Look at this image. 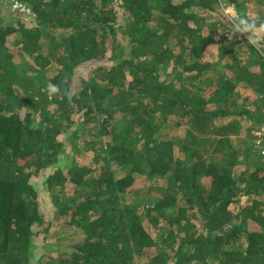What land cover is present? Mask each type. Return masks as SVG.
<instances>
[{"label": "trees", "instance_id": "trees-1", "mask_svg": "<svg viewBox=\"0 0 264 264\" xmlns=\"http://www.w3.org/2000/svg\"><path fill=\"white\" fill-rule=\"evenodd\" d=\"M17 1L52 36L0 11V264H35L53 219L82 238L40 264H264V156L232 142L264 122V0L257 18L248 0Z\"/></svg>", "mask_w": 264, "mask_h": 264}, {"label": "rangeland", "instance_id": "rangeland-1", "mask_svg": "<svg viewBox=\"0 0 264 264\" xmlns=\"http://www.w3.org/2000/svg\"><path fill=\"white\" fill-rule=\"evenodd\" d=\"M12 1V2H11ZM223 8V7H222ZM2 10V11H1ZM236 10V9H235ZM244 12L250 16L251 18H257L260 15V7H259V3L257 2V0H248L246 3V7L243 8ZM0 11L3 12V15L7 16L9 18V16H13L16 17L20 23L24 24L25 27L27 28H31V29H40L44 35H46L47 37H51L52 32L46 28L45 26H40L38 24V20L35 18L34 13H32L31 10L27 9L26 6H23L20 2H18L17 0H0ZM119 15L121 16L123 14V10L119 9ZM231 13L233 14V10L230 9ZM219 14H222L221 9L217 6L216 12L213 13V16L211 15H204L205 18H207L208 20H216V18L218 17ZM237 15V11L236 14L234 16ZM233 17V16H232ZM207 20V21H208ZM209 24V23H208ZM206 23V25L203 26L202 31L206 32V33H212L213 30L210 28V26ZM218 28V27H217ZM253 35L255 37H260V39H264V29L262 28H258V27H254L253 29ZM20 39V34L19 33H15L13 35L9 36V42L10 44H13V48L15 50H18L21 47V44H17L16 41ZM21 56V55H20ZM28 57H26L27 59ZM206 61L209 62H216V59H218L217 56V47H210V49L208 50V52L205 55ZM20 59V57H19ZM25 57L21 56V60H24ZM222 64L220 63V61L218 62L216 69L209 72L208 75H210L211 78H213L214 81L217 80L218 75L220 73V69H221ZM29 74H32L31 72H29ZM47 77H49V72L46 73ZM239 89L242 90L243 93H246L247 95H251V92L248 90V88H246V86L244 84H240L239 85ZM212 87V86H211ZM250 107H253L252 104H249ZM239 118V117H237ZM243 126L244 128L247 130H249V132H245V134L241 135V136H232V142L233 145L236 148H241L244 143V140L246 137L250 138V134H251V130L252 128L255 126V124H253L250 121L247 122H243ZM165 130L168 133V135L170 137H172L174 140L176 141H181L182 143L188 142L186 139V126H181V127H176L174 125H170L167 124L165 126ZM205 138L204 137H200L199 138V143L201 145H204ZM71 148V146L69 147ZM70 152H65L64 154L61 155V164L63 166H66L69 161H70ZM240 160L243 161V150L240 151ZM181 155H183L181 153ZM240 161V162H241ZM242 164V163H240ZM240 164L238 165L239 167ZM157 176V175H155ZM153 177L148 179V177L146 176H137L139 178V181L136 185V188L138 189L137 195L134 196L133 194H127L126 195V199L125 202L131 203V202H137L139 200H147L149 198H155L158 194L157 192L153 191L150 192L151 187L154 186H158L160 184V182L163 183V180H161L162 178L157 176V177ZM47 203L44 204L43 206V212L44 215L46 217H51L52 215L50 214V200L46 201ZM144 205V204H143ZM142 205V206H143ZM147 205V204H145ZM140 210L142 211V208H140ZM53 223L50 226L48 232L43 236L44 240L42 241L39 240L38 242H36L33 246V251H34V258L35 259V264H40L42 261H47V257L45 256H57L58 253H60L61 251L64 250H68V248L71 245H74L75 243L79 242L82 238V233L80 232V230H76L75 228L71 227V226H65L64 224H62L61 221H56L55 219L52 220Z\"/></svg>", "mask_w": 264, "mask_h": 264}, {"label": "built area", "instance_id": "built-area-1", "mask_svg": "<svg viewBox=\"0 0 264 264\" xmlns=\"http://www.w3.org/2000/svg\"><path fill=\"white\" fill-rule=\"evenodd\" d=\"M222 7L225 14L229 18L236 14V8L234 7V5H226L225 3H223ZM230 9L233 10V14L231 13ZM251 140L254 150L258 151L261 155L264 156V122L259 125H255L252 128Z\"/></svg>", "mask_w": 264, "mask_h": 264}, {"label": "clouds", "instance_id": "clouds-1", "mask_svg": "<svg viewBox=\"0 0 264 264\" xmlns=\"http://www.w3.org/2000/svg\"><path fill=\"white\" fill-rule=\"evenodd\" d=\"M253 26L251 24H249L247 21L240 19V20H234V30L237 33H246L248 31L251 30ZM48 91L49 94H55L58 93L59 89L57 86L53 85V84H49L48 85Z\"/></svg>", "mask_w": 264, "mask_h": 264}]
</instances>
